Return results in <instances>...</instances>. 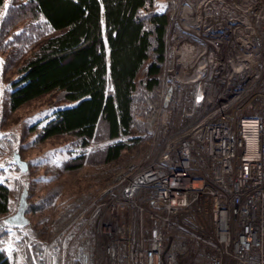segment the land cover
Returning <instances> with one entry per match:
<instances>
[{"label":"built area","instance_id":"2783aa9c","mask_svg":"<svg viewBox=\"0 0 264 264\" xmlns=\"http://www.w3.org/2000/svg\"><path fill=\"white\" fill-rule=\"evenodd\" d=\"M203 2L218 14L199 6L185 56L169 64L166 52L141 167L83 208L38 264H264V0Z\"/></svg>","mask_w":264,"mask_h":264},{"label":"trees","instance_id":"16d2710c","mask_svg":"<svg viewBox=\"0 0 264 264\" xmlns=\"http://www.w3.org/2000/svg\"><path fill=\"white\" fill-rule=\"evenodd\" d=\"M177 1L0 0L2 67L14 76L5 83L4 110L12 115L52 100L46 117L26 132L34 135L33 145L59 142L32 159L14 145L7 165L26 177L27 190L28 223L19 230L4 219L12 184L21 180L10 182L0 170V264H38L43 246L106 189L88 178L94 170L131 163L119 180L133 174L128 168L141 167L163 104ZM75 175L82 176L69 180Z\"/></svg>","mask_w":264,"mask_h":264},{"label":"rangeland","instance_id":"374dc122","mask_svg":"<svg viewBox=\"0 0 264 264\" xmlns=\"http://www.w3.org/2000/svg\"><path fill=\"white\" fill-rule=\"evenodd\" d=\"M183 2L184 4H182ZM203 5V0L177 1L176 12L169 29L167 41V60L169 61V64L172 55L174 59L176 57V61H178V59H180L181 57L185 56V54H183L187 51V44L185 43V39H189L188 33L191 34V29L196 23L195 20L199 17L200 11L198 10V7ZM185 9H187L186 14L184 13ZM180 14L182 16L179 19L178 17ZM4 61L5 51L0 52V170L3 169L5 171L4 174L10 180V182L13 180H21V185L17 184V186L15 187V185L12 184L13 188L11 190V215L16 210L20 193L22 192L23 188L26 187V177L20 175L13 169V167L7 165V162L11 160L10 158L14 149V145L20 144V151L22 156L26 159H32L41 154L42 152L53 150L55 145L59 144V142L33 145L32 143L34 140V135H28V133L26 132L27 126L33 125L38 121H42L44 117H46V115L49 113L48 110L50 106L54 105V102L52 100L48 101L47 98H44L42 100L30 104L26 108H23L12 115L5 112V83L13 79L14 76L10 68L7 69V73L3 71L2 65L4 64ZM129 164L120 167L119 169H110L109 167H104L94 170L92 172V176L88 178H92L93 180H95L98 185L104 184V188H107L110 184H112V182H114V180H118V176L127 166H130ZM79 176L82 175H78L77 177L76 175L70 176L69 180H79ZM75 177L76 179H74ZM33 192V198H35L39 191L37 190ZM25 232L26 231L24 230V233ZM29 240V242H34L35 238H29ZM18 249L21 253L24 252L23 246H18Z\"/></svg>","mask_w":264,"mask_h":264},{"label":"water","instance_id":"95a60500","mask_svg":"<svg viewBox=\"0 0 264 264\" xmlns=\"http://www.w3.org/2000/svg\"><path fill=\"white\" fill-rule=\"evenodd\" d=\"M14 160L22 171L26 170V164L20 161L17 156H15ZM26 212H27V190L24 187L19 195L18 204L15 212L5 217L4 223L6 224V226L10 228H16V229L24 228L28 223V220L26 218Z\"/></svg>","mask_w":264,"mask_h":264},{"label":"bare ground","instance_id":"6f19581e","mask_svg":"<svg viewBox=\"0 0 264 264\" xmlns=\"http://www.w3.org/2000/svg\"><path fill=\"white\" fill-rule=\"evenodd\" d=\"M184 1H185V0H184ZM182 4H184V2H183ZM185 4H186V2H185ZM198 8H199V7H198ZM211 9H213V8L210 7V6H207V7H206V5H205V7H204V10H205V11H204V14L207 15L208 12H209V13H216V15L218 14L217 12H214V11L211 10ZM198 10H199V9H198ZM196 11H197V10H196ZM184 13H185V14L187 13V9L184 10ZM181 16H182V15L180 14L178 18L180 19ZM186 16H187V15H186ZM176 24H177V23H176ZM222 101H223V100H222Z\"/></svg>","mask_w":264,"mask_h":264}]
</instances>
